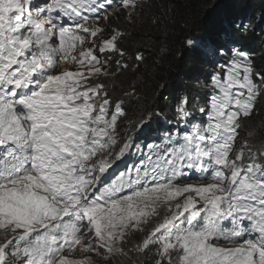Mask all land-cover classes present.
<instances>
[{
    "label": "snow or ice",
    "instance_id": "obj_1",
    "mask_svg": "<svg viewBox=\"0 0 264 264\" xmlns=\"http://www.w3.org/2000/svg\"><path fill=\"white\" fill-rule=\"evenodd\" d=\"M142 8L0 0V264H264V142L246 123L264 72L242 46L246 25L185 37L213 69L203 118L182 94L174 123L138 142L150 116L128 119L137 89L115 97L107 80L129 69L112 21Z\"/></svg>",
    "mask_w": 264,
    "mask_h": 264
},
{
    "label": "trees",
    "instance_id": "obj_2",
    "mask_svg": "<svg viewBox=\"0 0 264 264\" xmlns=\"http://www.w3.org/2000/svg\"><path fill=\"white\" fill-rule=\"evenodd\" d=\"M229 17L246 25L242 46L250 53L256 71L264 72V0H150L134 21L121 16L113 19L111 26L128 34L123 42L126 56L120 59L126 60L129 69L117 71L107 83L115 97H122L124 90L135 85L139 99L128 101V119L136 122L145 114L150 116L146 130L131 132L138 142L151 140L155 130L174 123L173 108L182 94L188 95L196 120L203 118L199 109L206 106L211 90L208 73L213 69L196 52L187 50L184 40L191 36L210 41L214 26ZM137 51L145 60L134 67ZM114 70L115 64L110 66ZM257 105L254 119L246 123L247 130H260L253 141L259 145L264 142V98Z\"/></svg>",
    "mask_w": 264,
    "mask_h": 264
},
{
    "label": "rangeland",
    "instance_id": "obj_3",
    "mask_svg": "<svg viewBox=\"0 0 264 264\" xmlns=\"http://www.w3.org/2000/svg\"><path fill=\"white\" fill-rule=\"evenodd\" d=\"M150 0H143V6L148 3ZM125 18L127 19V17L125 16ZM136 159L135 156H132L131 157V162L134 161ZM123 164H121V168H123ZM113 264H131V261H128V260H117V261H114Z\"/></svg>",
    "mask_w": 264,
    "mask_h": 264
},
{
    "label": "bare ground",
    "instance_id": "obj_4",
    "mask_svg": "<svg viewBox=\"0 0 264 264\" xmlns=\"http://www.w3.org/2000/svg\"><path fill=\"white\" fill-rule=\"evenodd\" d=\"M120 16H121V17H125L124 15H120ZM112 24H113V22H112ZM112 24H111V25H112ZM260 100H261V99H260ZM257 106H258V105H257Z\"/></svg>",
    "mask_w": 264,
    "mask_h": 264
}]
</instances>
